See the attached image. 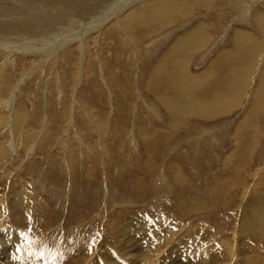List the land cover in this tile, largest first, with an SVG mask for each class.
Instances as JSON below:
<instances>
[{
  "label": "rangeland",
  "instance_id": "obj_1",
  "mask_svg": "<svg viewBox=\"0 0 264 264\" xmlns=\"http://www.w3.org/2000/svg\"><path fill=\"white\" fill-rule=\"evenodd\" d=\"M2 1L0 264H264V0Z\"/></svg>",
  "mask_w": 264,
  "mask_h": 264
},
{
  "label": "bare ground",
  "instance_id": "obj_2",
  "mask_svg": "<svg viewBox=\"0 0 264 264\" xmlns=\"http://www.w3.org/2000/svg\"><path fill=\"white\" fill-rule=\"evenodd\" d=\"M14 1V0H13ZM17 1V0H16ZM70 1V0H69ZM124 1V0H123ZM129 1V0H128ZM211 1L212 0H153L152 1V3L148 6V8L145 10V12L147 13V14H149V15H151V16H159L162 20H164V21H169V20H171L172 18H174L175 16L176 17H180L181 15H179V12H178V8L180 7L181 8V10L182 9H186V11L188 10V12H190L191 11V9H193L194 8V6H196V5H204V6H210V4H211ZM63 2V1H62ZM126 2V1H125ZM132 2V1H131ZM130 2V3H131ZM148 2H150V1H148ZM228 2V1H227ZM123 3V2H122ZM127 3V2H126ZM0 16L1 15H5V13H7V14H11V12L13 13L14 12V14H15V12L16 11H19L20 9H17L16 7H14L13 9L11 8V7H8V6H5V2L4 1H2V0H0ZM27 4V3H26ZM114 3H112V5H113ZM125 4V3H124ZM28 5V4H27ZM19 7H21V6H19ZM31 7V6H30ZM39 8V7H38ZM23 9V8H22ZM25 9H26V7H25ZM28 9V8H27ZM39 9H41V8H39ZM62 9V8H61ZM29 10V9H28ZM60 10V9H59ZM180 10V11H181ZM190 10V11H189ZM56 11H58V10H56ZM109 11V10H108ZM112 11V10H111ZM5 12V13H4ZM35 12V11H34ZM55 12V11H54ZM60 12V11H59ZM20 13H21V11H20ZM33 12H31V14H32ZM69 13H70V11H68V9L66 8V10L63 12V14H62V16H61V18H59V19H61V20H66L65 19V17L67 16V19H69ZM107 13V12H106ZM36 14V13H35ZM53 16H54V14H52ZM60 15V14H59ZM69 15V16H68ZM112 15V14H111ZM141 15H142V9H140V8H138L137 10H134L133 12H129L128 14H127V18L125 19V21L124 22H127V24H130V23H135V25H137V26H135V25H128L127 26V28H126V31L128 32V33H131L132 35H135L136 34V32H137V34H138V32L140 33V28L138 27V22L140 21V23H141V20H140V17H141ZM219 15H221V14H219ZM218 15V16H219ZM9 15H6V17H8ZM40 16V15H39ZM5 17V16H4ZM35 17H36V15H35ZM102 17H104V16H102ZM109 17H111V16H109ZM0 18H2V17H0ZM52 17H50V19H51ZM7 19L8 18H5V22L6 23H8L9 21H7ZM52 19H54V18H52ZM51 19V20H52ZM4 20V19H3ZM2 20V21H3ZM31 20V19H30ZM27 21V20H26ZM104 21V20H103ZM102 21V22H103ZM106 21V20H105ZM15 22V21H14ZM51 22V21H50ZM58 22V21H57ZM0 24V26H5V25H9V26H11V24ZM58 23H61V22H58ZM51 24L52 25H54V22H51ZM62 24V23H61ZM14 25V24H13ZM8 26V27H9ZM57 26V25H56ZM201 26V25H200ZM15 27V26H14ZM13 27V28H14ZM24 30H26V31H22L23 32V34L24 33H27V34H30V33H28L27 31H29V32H32V33H34L36 30L34 29V28H32V27H27V26H24V27H22ZM204 28V27H203ZM206 28V27H205ZM260 28V27H259ZM15 29H17L18 31H20L21 32V30H20V27L18 26V27H15ZM70 29H71V27L69 28V27H66V29L65 28H63V29H60L61 30V32H67V31H70ZM204 30L205 29H202L201 30V28L198 26V27H194L192 30H190L188 33H185L184 35V38L182 37V41H181V46H183V47H185V48H187V49H189L190 47H199V46H201V43H202V41H203V39H206L202 34V31L204 32ZM260 30V29H259ZM19 33V32H18ZM202 33V34H201ZM207 34V33H206ZM205 34V35H206ZM1 35V34H0ZM130 35V34H129ZM139 35H141L142 36V33H140ZM138 35V36H139ZM238 35V34H237ZM207 36V35H206ZM184 39V40H183ZM178 40V39H177ZM176 40V41H177ZM179 41V40H178ZM177 41V42H178ZM175 42V41H174ZM204 43V42H203ZM26 46L27 45H30V44H25ZM177 46V45H176ZM1 48H2V46H1ZM4 48V47H3ZM173 48V47H172ZM9 50H11V48L9 49ZM168 51V50H167ZM169 51H171V50H169ZM248 51V50H247ZM172 52L173 51H171V54H172ZM170 53V52H169ZM168 53V54H169ZM173 54H174V52H173ZM176 54V53H175ZM178 55H179V53H178ZM221 55V54H220ZM184 56V55H183ZM219 56V55H218ZM175 57V56H174ZM186 57V56H185ZM176 58V57H175ZM186 58H188V57H186ZM219 58H221V57H219ZM184 60V59H183ZM186 60V59H185ZM188 61V60H187ZM173 64V68L174 69H176L177 67H178V62L176 61H174V62H172L170 65H172ZM184 65V64H183ZM180 67V66H179ZM167 75V74H166ZM173 76H175V75H173ZM174 77H171V79H173ZM221 78V77H220ZM170 79V78H169ZM215 80V79H214ZM218 82V81H217ZM216 82V83H217ZM163 83H165V82H163ZM216 83L214 84V86L216 85ZM160 84V83H159ZM213 85V84H212ZM219 85H220V87L221 88H225V86H226V84H225V82L221 85L220 83H219ZM225 85V86H224ZM163 86H166V85H163ZM160 87H162V85L160 86ZM219 87V86H218ZM213 88H216V86L215 87H213ZM200 89V88H199ZM202 91V90H201ZM217 91V90H216ZM213 92H215V90L213 91ZM224 92V91H223ZM177 93V91L176 90H174L172 93H171V95L170 96H173V95H175ZM227 94V93H226ZM210 95V94H209ZM215 99L217 98V96H218V92H216L215 94ZM222 95H224V94H220L219 93V96H222ZM218 96V97H219ZM223 97V96H222ZM181 100H182V98H180V101L179 102H181ZM200 102V101H199Z\"/></svg>",
  "mask_w": 264,
  "mask_h": 264
}]
</instances>
